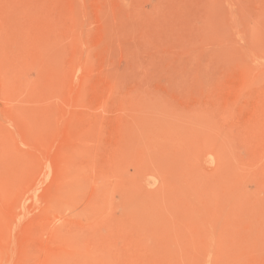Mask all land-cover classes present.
I'll list each match as a JSON object with an SVG mask.
<instances>
[{
  "label": "rangeland",
  "instance_id": "374dc122",
  "mask_svg": "<svg viewBox=\"0 0 264 264\" xmlns=\"http://www.w3.org/2000/svg\"><path fill=\"white\" fill-rule=\"evenodd\" d=\"M0 264H264V0H0Z\"/></svg>",
  "mask_w": 264,
  "mask_h": 264
}]
</instances>
